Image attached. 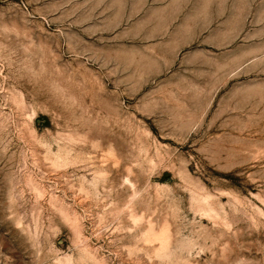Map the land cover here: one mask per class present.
Listing matches in <instances>:
<instances>
[{
    "label": "rangeland",
    "instance_id": "rangeland-1",
    "mask_svg": "<svg viewBox=\"0 0 264 264\" xmlns=\"http://www.w3.org/2000/svg\"><path fill=\"white\" fill-rule=\"evenodd\" d=\"M0 264H264V0H0Z\"/></svg>",
    "mask_w": 264,
    "mask_h": 264
}]
</instances>
